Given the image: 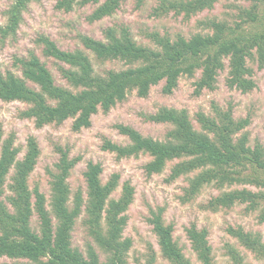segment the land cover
<instances>
[{"label": "trees", "instance_id": "1", "mask_svg": "<svg viewBox=\"0 0 264 264\" xmlns=\"http://www.w3.org/2000/svg\"><path fill=\"white\" fill-rule=\"evenodd\" d=\"M33 0H14L6 11L7 23L0 26V41L15 36L24 20V12ZM125 0H58L57 8L71 11L77 5L99 4L89 15L90 21L113 15ZM217 0H161L155 11L158 15L174 10L186 16L212 8ZM250 8L240 9L241 21L234 25L215 18L203 21L209 33H196L187 38L178 35L172 39L158 32L149 34L153 46L139 43L127 27H107L105 40L83 35L84 46L101 61L121 60L129 66L124 69H109L98 73L90 55L83 49L66 50L55 40L40 34L36 42L45 57L57 62L64 80L73 87L56 82L51 68L35 50L26 56L17 57L21 72L0 70V99L20 101L28 105L22 117L32 118L37 127L51 123L61 124L73 118L72 128L80 131L92 125V117L99 110L108 112L117 103L124 101L132 91L141 97L149 95L153 85L165 81L163 91L172 93L183 75L193 76L202 70L196 82V93L205 88L214 89L219 71L229 59L227 82L232 88L244 92L256 84L249 60L256 59L264 66V0H246ZM144 0H137L141 6ZM251 23L244 29L243 23ZM148 118L155 122L169 123L172 128L165 140L144 136L138 129L126 124H117L119 132L130 139L128 144L106 139L103 148L119 158L149 154L152 159L145 165L148 175L161 173L167 163L178 160L171 167L169 180L195 173L189 179L183 201L196 198L204 186L215 184L224 188L233 184H252L259 188L222 191L212 197L205 206L211 210L232 207L238 203L247 208H261L264 220V146L257 142L248 145L249 119L233 117L231 110L215 108V115L197 114L201 130L196 129L189 111L185 108L163 106ZM241 133V134H240ZM0 128V258L25 259V262H0V264H128L133 239L124 235L129 221L128 210L135 199V186L128 180L122 186L118 198L112 194L120 186L121 175L111 174L106 182L100 162L90 161L84 172L87 183V198L81 190L74 193L69 178L81 161V156H71L70 150L57 145L60 153L56 170L51 173V198L38 186L31 188L29 178L36 168L41 154L35 136L28 139L27 151L18 158L20 148L15 146L14 136L3 139ZM15 172L8 184L10 194L5 195L8 174ZM48 203V204H47ZM164 207L151 211L149 217L157 235L163 255L171 264H193L184 254L182 246L174 238V225L166 223ZM88 235L85 251L73 245V231L80 216ZM37 216L40 230L32 227ZM56 220V221H55ZM246 248L264 259V236L259 231L230 227ZM201 264H215L207 228H198L195 223L187 228ZM232 264H245L242 253L229 247ZM152 255L147 264H153Z\"/></svg>", "mask_w": 264, "mask_h": 264}, {"label": "rangeland", "instance_id": "2", "mask_svg": "<svg viewBox=\"0 0 264 264\" xmlns=\"http://www.w3.org/2000/svg\"><path fill=\"white\" fill-rule=\"evenodd\" d=\"M13 1L0 0V26L6 25L8 19L6 11ZM104 1L101 0L100 3ZM57 2L58 0H33L29 4L17 34L0 41V70H11L21 75L16 58L26 56L30 50H35L51 68L56 82L73 89L62 77L57 62L43 55L41 46L36 42L40 34L50 36L63 49L85 50L90 55L96 71L104 73L109 69H124L129 65L121 60L101 61L84 46L83 35L105 40L104 31L107 27H127L136 41L153 46L149 36L152 32H158L162 36L167 35L172 39H176L178 35L189 38L196 33H209L211 30L204 28L203 21L215 18L234 25L236 21L243 19L240 16V9L250 8L252 5L246 0H217L212 8H206L191 16L174 10L158 15L155 9L160 6L161 0H144L141 6L137 4V0H125L113 15L90 21L89 15L99 4L77 5L71 11H64L57 8ZM242 26L244 29H249L251 23L245 22ZM249 65L253 69L252 78L256 86L248 92L229 86L227 82L229 59L226 58L225 68L219 71L214 89L205 88L200 93L195 92L196 82L201 77L200 69L193 76L183 75L178 87L172 93L163 91L165 81L153 85L146 97H141L136 91H132L124 101L117 103L108 112L99 110L92 117V125L80 131L73 130V118L61 124L51 123L37 127L32 118L21 115L28 105L20 101L0 99V128L4 132L3 139L14 136L15 146L20 148L19 159L26 154L28 139L31 136L38 139L41 154L36 168L30 175L29 184L32 189L38 186L46 194L48 201L52 192L51 173L56 170V163L60 157L57 145L68 148L71 156H81V161L69 178L72 197L78 190L82 191L85 198L88 197L84 172L90 161L102 163L103 182H106L112 173H120V186L112 194L114 198L121 195L124 182L129 180L135 186V199L128 210L129 221L124 231L125 236L133 239L128 264H147L152 255L155 258L153 264H171L163 255L153 225L149 221L151 211L156 210L157 207L165 208V221L174 225V238L193 264H201L187 233V228L193 223L198 228L208 229L215 264L233 263L229 254L230 246L242 253L245 264H264V259L258 258L228 230L230 227L241 226L247 231H259L264 236L261 208L249 210L244 203L218 210H211L205 206L212 197L222 191L242 188L258 191L259 188L252 184L236 183L224 188L209 184L203 187L196 198L184 202L189 179L195 173L169 180L171 167L178 160L168 162L163 172L148 175L145 165L152 159L149 154L141 153L138 156L119 158L116 153L103 148L106 139L120 144L130 142V139L121 134L116 127L120 123L133 126L144 136L165 140L172 125L148 118V115L156 113L163 106L187 109L198 130H201L197 120L199 112L213 116L215 108L231 110L235 119L248 118L250 121L241 132H247L248 145L253 147L260 142L264 146V66H259L256 56L249 60ZM1 145L2 142L0 147ZM14 172L13 167L8 174L5 195L10 194L8 184L11 183ZM84 215L85 212L78 219L72 235L73 245L85 251L88 235L82 222ZM32 227L36 231L40 230L36 215L33 217ZM4 261L25 262V259L1 257L0 262Z\"/></svg>", "mask_w": 264, "mask_h": 264}]
</instances>
